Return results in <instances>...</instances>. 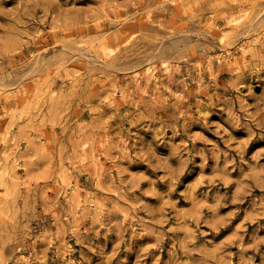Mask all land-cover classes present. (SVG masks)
Masks as SVG:
<instances>
[{
	"label": "rangeland",
	"instance_id": "1",
	"mask_svg": "<svg viewBox=\"0 0 264 264\" xmlns=\"http://www.w3.org/2000/svg\"><path fill=\"white\" fill-rule=\"evenodd\" d=\"M0 264H264V0H0Z\"/></svg>",
	"mask_w": 264,
	"mask_h": 264
}]
</instances>
